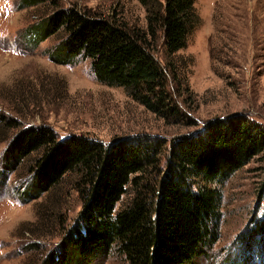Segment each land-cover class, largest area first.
<instances>
[{
  "label": "trees",
  "instance_id": "16d2710c",
  "mask_svg": "<svg viewBox=\"0 0 264 264\" xmlns=\"http://www.w3.org/2000/svg\"><path fill=\"white\" fill-rule=\"evenodd\" d=\"M23 1L26 7L39 0ZM137 1L144 9L141 28L127 26L118 15L70 4L46 14L36 28L37 42L56 36L47 53L52 62L88 59L96 81L121 87L158 117L177 116L168 88L175 67L160 63L152 44L159 39L168 58L184 48L200 21L194 0ZM163 146L147 135L106 144L83 134L59 138L46 124L18 128L1 158L9 170L26 163L25 201L48 196L65 173L77 174L80 208L39 264H89L112 248L126 264H192L204 255L218 238L220 184L253 157L264 171V127L236 114L208 120L200 130L173 138L159 168ZM261 184L264 204V175ZM127 186L131 197L115 208ZM244 231L237 235L234 259L250 264L258 258L264 264V210Z\"/></svg>",
  "mask_w": 264,
  "mask_h": 264
},
{
  "label": "rangeland",
  "instance_id": "374dc122",
  "mask_svg": "<svg viewBox=\"0 0 264 264\" xmlns=\"http://www.w3.org/2000/svg\"><path fill=\"white\" fill-rule=\"evenodd\" d=\"M24 2L0 0V264H39L80 208L75 172L65 173L48 196L25 201L26 163L9 170L1 158L18 128L46 124L59 138L83 134L106 144L132 135L158 138L164 142L158 165L163 168L170 141L208 120L236 114L264 127V0H194L200 21L184 48L168 58L160 40L154 41L153 56L175 67L168 88L179 115L167 119L145 110L121 87L96 81L88 59L49 60L56 36L37 42L36 28L46 14L70 4L118 15L127 26L141 28L144 9L137 0H39L26 7ZM263 175L253 157L220 184L218 238L192 264H240L234 259L237 235L264 210L258 197ZM130 197L127 186L115 208ZM249 260L260 264L258 258ZM89 264L126 262L112 248Z\"/></svg>",
  "mask_w": 264,
  "mask_h": 264
}]
</instances>
